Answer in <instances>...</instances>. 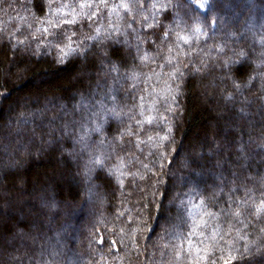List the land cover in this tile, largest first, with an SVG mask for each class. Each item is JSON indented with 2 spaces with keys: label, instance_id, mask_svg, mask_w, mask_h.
I'll return each mask as SVG.
<instances>
[{
  "label": "trees",
  "instance_id": "1",
  "mask_svg": "<svg viewBox=\"0 0 264 264\" xmlns=\"http://www.w3.org/2000/svg\"><path fill=\"white\" fill-rule=\"evenodd\" d=\"M83 2L0 0V264H186L176 245L189 213L207 221L199 246L217 256L238 235L258 240L264 223L246 213L264 200V0H90L91 19ZM120 3L130 10L111 12ZM197 27L177 49L175 32L195 39ZM69 44L85 55L61 63ZM193 62L201 72L177 95L172 64ZM113 96L123 123L105 111Z\"/></svg>",
  "mask_w": 264,
  "mask_h": 264
},
{
  "label": "snow or ice",
  "instance_id": "2",
  "mask_svg": "<svg viewBox=\"0 0 264 264\" xmlns=\"http://www.w3.org/2000/svg\"><path fill=\"white\" fill-rule=\"evenodd\" d=\"M100 3L103 4L107 8L108 0H100ZM192 3L195 4V0H192ZM137 6L143 8V6L139 4V0H137ZM206 6H208L206 3H200V4L195 5L196 8H204ZM79 7L82 10L85 8L90 9L89 12L85 13L86 18H88V19H91L96 14V11H97V9L94 8L93 3L90 2V0H84L83 3L79 4ZM150 7L155 10L157 8V5L151 4ZM120 9H123L125 12H128L130 10L129 4H127V3H120L118 5L113 4L111 7V12L118 13ZM159 9H160V11H166L167 5L161 3L159 5ZM155 19H156V17H155V15H153L152 20H155ZM167 19L170 20L172 18H171V16H169ZM144 20L149 23V26H151V22L149 21L148 16H144ZM62 22L64 24H74V23H76V20H75V18H73L71 20L64 19ZM49 23H52V21L50 20ZM60 23H61V21L57 20L55 22V26L59 27ZM161 30H162V36H157V39L158 40L159 39H167L169 36L170 29L166 28L164 25H161ZM47 31H48V29L45 28L44 32L46 33ZM194 33H195V39L193 38V36L181 35L180 32H175V36H176L175 44H176L177 49H179L181 43L183 45H187L189 47L193 46L195 43V40L199 39V34L201 33V29L199 27L195 28ZM60 35H61V37H63V34H60ZM73 35H74V33H73ZM152 35H156V33H152ZM111 37H112V33L109 32L107 34L106 38L109 40L110 43H122L123 42V41H119V40L114 41V40H112ZM67 39L70 41L71 37H68ZM93 39H97V38H93ZM60 42H63V40L61 39ZM98 42L103 43V39H99ZM19 43H23V41H19ZM153 43H155V41H153ZM261 47L264 48V41H261ZM59 51L61 54L59 56L61 63L65 62V60L69 57H81V56L85 55L84 51H82L79 48L73 47L71 44L67 45V51L63 47H61L59 49ZM235 55L237 57H245L246 53L244 51H240V52L235 53ZM146 57H147V54H145V57H143L142 59H146ZM260 58L262 60H264V52H261ZM109 63H111V61H109ZM169 63H172L170 59H169ZM197 63L198 62H193L192 65L187 69L186 73L179 71L176 64H172V67L174 69H176V71L173 73H170V79L176 80V87L173 91L177 95L179 94V91L181 90L180 81H182L184 79L185 75L194 79L197 75L200 74L201 67H197L196 66ZM236 63H238L237 60H230V61H226L225 65L228 66L229 68H231ZM262 66H264V65H262ZM133 76H135V74H133ZM233 87L236 89H239L240 85L234 81ZM225 98L229 101L233 100V97L231 95H227ZM138 99H139L140 103L137 106L141 109V112L139 113V115L143 116L144 115V112H143L144 97L140 96ZM171 99H172L173 104L177 103L175 96H173ZM111 101H112L114 107L111 109H105V111L108 113L109 117H111L114 120H120L121 123H123V119H122L120 113L124 112L125 109L124 108H118L117 103H116V97H114V96L111 97ZM165 103H167V98L165 99ZM101 106L103 107V104ZM125 108H127L126 105H125ZM168 110H170V109L169 108L165 109V111H168ZM127 111L133 112L134 109L133 108H127ZM96 115H97V118L99 119L100 113H96ZM131 118L132 117H129V119H131ZM166 118L167 117H164V119H166ZM153 120H154V117L149 116L147 118V123L152 124ZM73 123H76V122L73 121ZM81 127H83V125H81ZM100 130H101L100 126H97V128L93 129V131H97V132ZM60 131H61V138H64L65 136L70 137L74 134V128L72 127V125H68L65 128H61ZM132 134L134 135V133H132ZM119 135L123 136L124 133H119ZM80 139H83V138L81 137ZM149 139H151V137H149ZM162 139L167 140V137H163ZM134 146H135V144H134ZM125 151H130V150L125 149ZM92 163L94 165H99L101 168L104 167L103 161L100 159L93 158ZM169 163H171V162L169 161ZM203 204H204V201L201 200L199 206H203ZM194 207H198V206L194 205ZM243 209H244V206L241 205V211H243ZM241 211H235L234 212L235 217L239 218L241 216ZM207 215L212 216L214 214L207 213ZM247 215H252L255 218H257L259 222L264 223V200H261L259 202V204L253 205L252 208L246 213V216ZM189 216H190V224H191L190 229H189L188 233L186 234V236L184 238H182L181 242L176 245L177 259H180L181 256H183L184 259L186 260V264H217L218 260H219L220 264H236L237 260H246L247 264H264V235H262L258 240H255V241H250L245 236L238 235L237 237L233 238V241L231 243H229L227 241L225 242V247L227 248V255L225 256L224 255V249H221L220 255L217 256L215 248H213L212 251H208L207 245H205L204 247L199 246V245L205 244L203 236H204V229L207 227V221H205L203 219V215L200 216L199 220L197 219L196 216H192L191 213H189ZM238 222L243 223L242 220H239ZM262 231H264V230H262ZM193 237L199 238L197 243H194ZM183 240L187 241V249L186 250L184 247ZM241 241H243V244H244L243 250H241L240 247L236 246ZM99 243L101 245L105 244L103 236H100ZM112 243H115V242L113 241ZM15 250H16L15 247H13V251H15ZM257 258H259V259L257 260ZM9 264H24V261L20 258L15 257V256H10L9 257Z\"/></svg>",
  "mask_w": 264,
  "mask_h": 264
},
{
  "label": "rangeland",
  "instance_id": "3",
  "mask_svg": "<svg viewBox=\"0 0 264 264\" xmlns=\"http://www.w3.org/2000/svg\"><path fill=\"white\" fill-rule=\"evenodd\" d=\"M231 1H232V0H231ZM251 6H252V5H251L250 3H248V7H251ZM233 17H234V19H235L237 16H233ZM228 21H229L228 19L225 20V21L222 23V25H224V24L227 23ZM258 28H259V27H258ZM258 28H257V29H258ZM95 85L98 86V87L100 86V84L97 83V82L95 83ZM85 120H87V118H86ZM19 131H20V130H19ZM19 131H18V132H19ZM84 200H85V197H84ZM85 201H86V200H85Z\"/></svg>",
  "mask_w": 264,
  "mask_h": 264
}]
</instances>
